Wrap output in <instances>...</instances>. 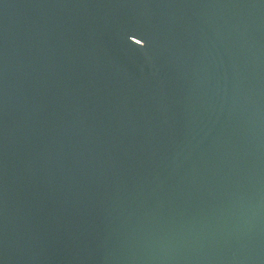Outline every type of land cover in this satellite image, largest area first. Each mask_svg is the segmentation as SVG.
<instances>
[{"label":"water","instance_id":"1","mask_svg":"<svg viewBox=\"0 0 264 264\" xmlns=\"http://www.w3.org/2000/svg\"><path fill=\"white\" fill-rule=\"evenodd\" d=\"M0 264H264V0H0Z\"/></svg>","mask_w":264,"mask_h":264}]
</instances>
